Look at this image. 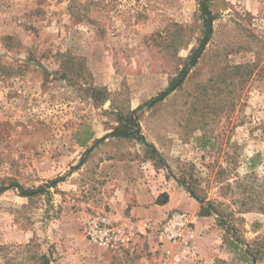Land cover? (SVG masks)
<instances>
[{
  "label": "rangeland",
  "instance_id": "obj_1",
  "mask_svg": "<svg viewBox=\"0 0 264 264\" xmlns=\"http://www.w3.org/2000/svg\"><path fill=\"white\" fill-rule=\"evenodd\" d=\"M198 2L0 0V186L62 179L32 198L0 195V264H248L224 243L221 221L260 247L255 264H264V0H211L201 57L181 86L145 106L189 67ZM134 110L153 150L99 141ZM143 170L198 198L187 245L146 229L164 217L131 222L112 199ZM209 204L216 212L200 217ZM101 212L125 233L120 247L85 238L84 223Z\"/></svg>",
  "mask_w": 264,
  "mask_h": 264
},
{
  "label": "trees",
  "instance_id": "obj_2",
  "mask_svg": "<svg viewBox=\"0 0 264 264\" xmlns=\"http://www.w3.org/2000/svg\"><path fill=\"white\" fill-rule=\"evenodd\" d=\"M210 1L211 0H199L198 2V8H199V14L201 18V34L198 39V45L193 51L191 52V55L189 57V67H185L183 70H181L175 79H173L167 88H165L162 92L157 94L155 97L151 98L149 101L145 103V106L152 107L160 102H162L168 95H170L174 90H176L186 79L189 70L191 67L195 66L198 59L201 57L207 43L210 41L212 32H213V22L216 19L215 15L210 10ZM63 69H66V66H63ZM61 79H68L67 74L61 73L60 74ZM94 94L98 92V90H93ZM137 111H130L127 114L118 113L117 114V122L118 126L115 127L108 135L102 137L99 141L104 140L107 137H116V138H131L136 139L138 141L143 142L149 149L153 150V147L145 143L143 136L140 134V128L138 125V117H137ZM83 161H80L78 166L82 164ZM62 181V179H56L54 181H51L50 183L41 186L37 189H26L23 186L19 185L16 182H12L8 186H0V195L4 193L5 191L9 189H14L18 192V194L21 197L26 198H32L37 195H40L45 192V188H50L56 186V184ZM191 198H193L196 201H199L198 198L192 193H190ZM163 199V200H161ZM252 200V197L248 199L250 202ZM167 201L166 195H160L157 199V204L163 205ZM258 204L257 211L263 213L264 212V201L256 200ZM202 202V201H200ZM247 203H244L243 206H246ZM246 208V207H244ZM253 208L252 206L245 209V212H248ZM213 210L215 211L212 205H207V208L205 209L203 206L200 208L199 216L200 217H206L210 214V212ZM216 212V211H215ZM222 224L227 225V228L229 229L228 234H231L230 238H227L224 240V243L228 245L229 248L232 250L239 252L242 259L247 262L248 264H255L259 260L262 259V251H260V247L252 248L251 244H247L243 240H240L238 237H236V230L231 225H228L227 223H224V221H221ZM231 232V233H230ZM256 249V250H255Z\"/></svg>",
  "mask_w": 264,
  "mask_h": 264
},
{
  "label": "crops",
  "instance_id": "obj_3",
  "mask_svg": "<svg viewBox=\"0 0 264 264\" xmlns=\"http://www.w3.org/2000/svg\"><path fill=\"white\" fill-rule=\"evenodd\" d=\"M133 177L135 179H131L127 185L118 187L112 198L127 213V220L138 224L159 221L171 210H180L192 216L197 214V203L184 192L167 189V183L157 173L143 170ZM163 194L167 201L159 205L157 199Z\"/></svg>",
  "mask_w": 264,
  "mask_h": 264
},
{
  "label": "built area",
  "instance_id": "obj_4",
  "mask_svg": "<svg viewBox=\"0 0 264 264\" xmlns=\"http://www.w3.org/2000/svg\"><path fill=\"white\" fill-rule=\"evenodd\" d=\"M112 213L101 212L84 223V236L87 241L103 249H115L125 242V233L116 226ZM193 219L189 213L171 211L157 224H147L146 229L154 230L160 237L173 243L187 245L193 238Z\"/></svg>",
  "mask_w": 264,
  "mask_h": 264
}]
</instances>
